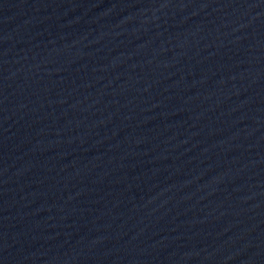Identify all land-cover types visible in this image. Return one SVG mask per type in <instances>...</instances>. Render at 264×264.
<instances>
[{"label": "water", "instance_id": "water-1", "mask_svg": "<svg viewBox=\"0 0 264 264\" xmlns=\"http://www.w3.org/2000/svg\"><path fill=\"white\" fill-rule=\"evenodd\" d=\"M0 264H264V0H0Z\"/></svg>", "mask_w": 264, "mask_h": 264}]
</instances>
